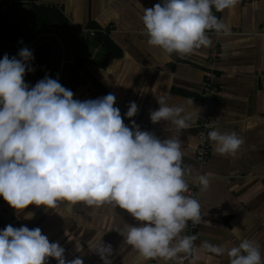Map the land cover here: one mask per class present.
<instances>
[{
    "label": "clouds",
    "instance_id": "clouds-1",
    "mask_svg": "<svg viewBox=\"0 0 264 264\" xmlns=\"http://www.w3.org/2000/svg\"><path fill=\"white\" fill-rule=\"evenodd\" d=\"M238 0H160L142 7L140 20L146 43L166 56L191 54L207 48L209 30L223 27L213 14L234 10ZM255 6V5H253ZM22 44V41L20 42ZM33 51L22 46L16 55L0 58V197L19 219H32L29 205L53 209L58 202L82 203L89 207L110 205L124 210L137 221L126 223L125 244L145 259L159 258L167 264L200 250L226 256L227 264H264L262 245L233 234L239 243L211 244L184 234L189 222L202 221L199 201L186 193L191 167L180 140L195 116L183 105L170 104L167 94L156 96L159 107L149 113L155 124L168 121L174 133L159 138L141 130L131 118L138 106L130 101L123 116L108 93L95 99H74V93L47 74L34 85L25 82L33 72ZM146 89V88H144ZM142 89V91H147ZM193 105V100L185 101ZM220 155L235 156L243 138L235 130L213 128L207 133ZM195 138L187 147L195 150ZM209 174L193 177L202 189ZM83 264L76 257L66 260L59 242H50L39 227L5 225L0 229V264Z\"/></svg>",
    "mask_w": 264,
    "mask_h": 264
},
{
    "label": "crops",
    "instance_id": "crops-1",
    "mask_svg": "<svg viewBox=\"0 0 264 264\" xmlns=\"http://www.w3.org/2000/svg\"><path fill=\"white\" fill-rule=\"evenodd\" d=\"M25 1L52 5L45 8L57 9L68 21L66 33H49L58 34L65 45V62L58 81L62 83L70 75L75 79L74 99H95L88 86L100 84L126 108L134 101L138 112L133 118L161 139L173 134L174 129H168V121H150V111L159 107L155 95L167 94L170 104L195 112L191 127L182 130L179 137L186 153L183 162L191 167L189 186L200 191L202 221L198 223L195 245L201 241L238 244L233 234V228H237L242 236L262 245L264 252V0H238L234 10L216 15L223 33L222 57L216 65L219 92L212 118L220 131H237L243 144L235 156H228L216 153L210 142V158L204 169L196 160V149L202 113L200 87L208 67L212 30L207 33L209 47L191 54L166 56L149 46L146 35L140 34L142 7L151 8L160 0ZM31 7L24 8L26 14ZM24 18L27 33L28 20ZM45 43L53 47L49 77L56 79L63 52L59 43V47L50 41L40 45ZM5 53L0 51V57ZM16 53L7 54L11 57ZM188 100H193V105L186 104ZM189 136L195 138V150L187 147ZM209 173L206 189L193 182L196 175ZM7 207L15 215V210L8 204ZM24 211L33 212L34 217L20 218L30 229L39 227L50 242H59L65 249L66 260L79 257L83 264H164L159 258L145 259L124 243L125 224L137 221L118 207H89L62 201L53 209L29 205ZM188 232L186 227L184 234ZM196 255L199 259L193 261L191 256V264H227L226 256L203 250Z\"/></svg>",
    "mask_w": 264,
    "mask_h": 264
},
{
    "label": "trees",
    "instance_id": "trees-1",
    "mask_svg": "<svg viewBox=\"0 0 264 264\" xmlns=\"http://www.w3.org/2000/svg\"><path fill=\"white\" fill-rule=\"evenodd\" d=\"M8 1L9 0H0V47L10 49L16 53L22 46H29V49L33 51L35 57L33 61L35 70L33 72H26L24 79L29 86H32L38 80L42 79L45 74L49 76L51 69L53 47L51 43L40 44L43 41H50L59 47L55 39L47 36L41 37L35 43L34 41L38 36L52 31H59V33L63 34L66 33L68 21L64 15L55 8L32 6L28 14H26L27 11L19 3L25 0H17L18 3L9 5L6 10H3V4ZM24 17L28 20L29 29L27 33H25L23 27ZM21 41L22 44L20 43ZM104 42L106 43L107 39L104 40ZM3 55L4 54H2L0 58H2ZM77 64L79 63H75V66H77ZM61 85L73 92L77 83L70 75ZM5 225L9 224L4 221L0 215V229Z\"/></svg>",
    "mask_w": 264,
    "mask_h": 264
},
{
    "label": "built area",
    "instance_id": "built-area-1",
    "mask_svg": "<svg viewBox=\"0 0 264 264\" xmlns=\"http://www.w3.org/2000/svg\"><path fill=\"white\" fill-rule=\"evenodd\" d=\"M15 3H18V1L9 0L7 3L3 4V10H6L9 5ZM19 3L25 9L28 8L30 5L35 7H43V6L53 7L52 5L44 4L42 1H33V2L21 1ZM220 13L221 12H215V10H213L214 15ZM222 33L223 31L221 29L212 30V32L210 33V36L212 38V47L208 54V67L204 72V79L200 87L201 95H202V102H201L202 113L198 121V128L200 130V134H199L200 142L196 149V160L202 169H204L208 165L210 153H211V145L207 137V133L213 128H215L216 125L214 119L212 118V113L215 110L216 107L215 98L217 93L219 92L218 72L216 65L222 57V40H221ZM140 34L145 35L144 27L140 29ZM91 35L95 36L96 32L92 31ZM88 91L94 98L101 97L103 95L110 93L104 86L95 83L89 84ZM115 106H117L120 109L121 116L124 119V123L131 127L129 123V118L123 116L124 112L127 111V108L123 104L118 103L117 101ZM131 119L134 120L135 123L140 126L141 130H147L139 123H137L133 117ZM263 120H264V114H263ZM186 195H189L197 199L200 203V191L198 188L189 186V190L186 193ZM0 215L4 221H6L8 224L14 227H19L22 224L27 226V224L21 218L18 219L16 215H14L13 212L8 209L7 202L4 201L2 197H0ZM187 228L189 231L187 235H193L196 237L198 224H192L191 222H189ZM194 245H195V241H194ZM191 256L192 255H185L183 259L176 260L172 264H191ZM49 264H56V262L54 259L50 258Z\"/></svg>",
    "mask_w": 264,
    "mask_h": 264
},
{
    "label": "water",
    "instance_id": "water-1",
    "mask_svg": "<svg viewBox=\"0 0 264 264\" xmlns=\"http://www.w3.org/2000/svg\"><path fill=\"white\" fill-rule=\"evenodd\" d=\"M46 35H47V37L54 38V39L60 44L61 49H62V52H63V58H62V62H61V66H60L59 74H58V76L56 77V79L59 80L60 77H61V75H62V72H63V66H64V62H65V45H64V43H63L61 37H60L58 34H56V33H48V34H46ZM40 37H41V36H40ZM37 39H39V38H37ZM36 41H37V40H35L34 43H35ZM26 47L29 48V46H26ZM0 51H1V52H6V53H12V52H14V51H12V50L5 49V48H1V47H0ZM18 51H19V50H18ZM18 51H17V52H18Z\"/></svg>",
    "mask_w": 264,
    "mask_h": 264
}]
</instances>
